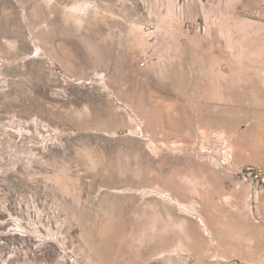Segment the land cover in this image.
<instances>
[{
    "label": "rangeland",
    "instance_id": "obj_1",
    "mask_svg": "<svg viewBox=\"0 0 264 264\" xmlns=\"http://www.w3.org/2000/svg\"><path fill=\"white\" fill-rule=\"evenodd\" d=\"M264 0H0V264H264Z\"/></svg>",
    "mask_w": 264,
    "mask_h": 264
},
{
    "label": "built area",
    "instance_id": "obj_2",
    "mask_svg": "<svg viewBox=\"0 0 264 264\" xmlns=\"http://www.w3.org/2000/svg\"><path fill=\"white\" fill-rule=\"evenodd\" d=\"M239 184H247L255 191L264 189V170L257 167L246 166L236 171Z\"/></svg>",
    "mask_w": 264,
    "mask_h": 264
}]
</instances>
